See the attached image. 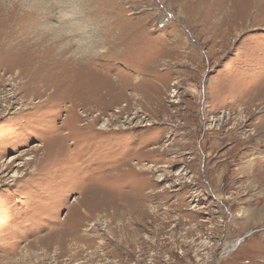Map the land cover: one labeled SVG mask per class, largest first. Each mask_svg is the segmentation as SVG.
Here are the masks:
<instances>
[{"label":"rangeland","instance_id":"rangeland-1","mask_svg":"<svg viewBox=\"0 0 264 264\" xmlns=\"http://www.w3.org/2000/svg\"><path fill=\"white\" fill-rule=\"evenodd\" d=\"M0 264H264V0H0Z\"/></svg>","mask_w":264,"mask_h":264},{"label":"bare ground","instance_id":"bare-ground-1","mask_svg":"<svg viewBox=\"0 0 264 264\" xmlns=\"http://www.w3.org/2000/svg\"><path fill=\"white\" fill-rule=\"evenodd\" d=\"M241 240H239V242H240ZM238 241L234 244V245H232V246H235L237 243H239Z\"/></svg>","mask_w":264,"mask_h":264}]
</instances>
